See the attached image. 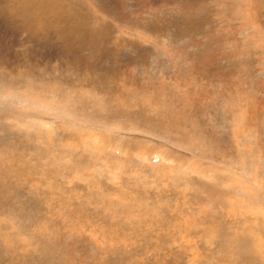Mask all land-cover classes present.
I'll return each mask as SVG.
<instances>
[{"label": "rangeland", "instance_id": "obj_1", "mask_svg": "<svg viewBox=\"0 0 264 264\" xmlns=\"http://www.w3.org/2000/svg\"><path fill=\"white\" fill-rule=\"evenodd\" d=\"M0 84V264H264V0H0Z\"/></svg>", "mask_w": 264, "mask_h": 264}, {"label": "bare ground", "instance_id": "obj_2", "mask_svg": "<svg viewBox=\"0 0 264 264\" xmlns=\"http://www.w3.org/2000/svg\"><path fill=\"white\" fill-rule=\"evenodd\" d=\"M2 82V81H1ZM1 85L2 84H0V88H2L1 87ZM8 87V86H7ZM4 88V87H3ZM2 88V89H3ZM4 90V89H3ZM7 90V89H6ZM7 92V91H6ZM7 94V93H6ZM20 95V94H19ZM8 96V95H7ZM21 97V96H20ZM66 106V105H65ZM44 118V117H43ZM47 118V117H46ZM45 118V119H46ZM48 119V118H47ZM51 120V119H50ZM53 120V119H52ZM44 121V120H43ZM103 121V120H102ZM50 122V121H49ZM52 122V121H51ZM54 122H55V119H54ZM53 124V123H52ZM144 127V126H143ZM0 130H2V129H0ZM5 133V132H4ZM6 138V137H5ZM4 139V138H3ZM0 141H2L1 139H0ZM3 143H2V145L0 146V155L1 156H3L4 154L2 153V151H3V149L5 148V146L4 145H6V140H4V141H2ZM37 148V147H36ZM5 153V152H4ZM38 154V153H37ZM7 157H8V155H7ZM55 160V159H54ZM34 165V164H33ZM43 165H49V164H46V163H43ZM9 167V166H8ZM51 167V166H50ZM65 167V166H64ZM64 167H60L58 170H60V171H64ZM0 168H5V169H7V170H11V169H8L7 168V166L3 163V162H0ZM238 168H240V170L241 171H243V173H245V171L248 169H250V170H253L252 168H251V165L249 166L247 163H244L243 165H241V166H239ZM53 170H56V167H54V169ZM11 181V180H10ZM9 181V182H10ZM78 182H76V184H77ZM75 184V185H76ZM68 185H67V182H66V187H67ZM85 187H87V185H84ZM0 192L2 193H0V206L1 205H3V203H4V194H3V192H2V190H0ZM174 192V191H173ZM70 193V192H69ZM71 194V193H70ZM93 195V194H92ZM89 196V195H88ZM91 197V196H90ZM69 198V197H68ZM89 198V197H88ZM92 198V197H91ZM12 201L9 199V200H7V202H6V204L7 203H11ZM88 202H90V200H88ZM11 205V204H10ZM33 205H35L34 204V200H32V204L30 205V206H28L27 207V209H29V211L30 210H32L33 208ZM89 205V204H88ZM86 206H87V204H86ZM164 206V205H163ZM92 209V208H91ZM1 212H2V215H4L5 213H4V211L3 210H1ZM1 215V214H0ZM261 219V218H260ZM263 222H264V219H262L261 221H259L258 222V225L257 226H255V229L256 228H261L262 227V224H263ZM255 225V224H254ZM252 238H254L253 237V235H252ZM253 240H255V239H253ZM73 244V243H72ZM256 245V244H255ZM237 246V243L235 242V241H233V243H232V246L231 247H229V248H227L226 250H228V252H230V250H231V248H232V250H234V248ZM260 246V245H259ZM261 247V246H260ZM73 248H75V247H73ZM254 249H255V246H254V244H253V242H251V239L249 238V241H248V243H247V245H246V248H245V250H244V252H243V254H244V256H245V258H241V257H239V259H241L243 262H247V263H249V264H255V263H261L262 261H259V258L256 256V254H255V252H254ZM256 250V249H255ZM263 260V259H262ZM264 261V260H263ZM36 264H38V263H36Z\"/></svg>", "mask_w": 264, "mask_h": 264}]
</instances>
